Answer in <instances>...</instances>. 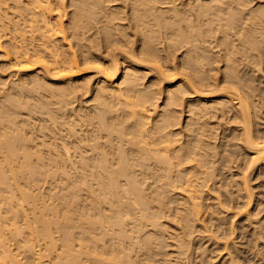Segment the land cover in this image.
<instances>
[{"label": "bare ground", "instance_id": "6f19581e", "mask_svg": "<svg viewBox=\"0 0 264 264\" xmlns=\"http://www.w3.org/2000/svg\"><path fill=\"white\" fill-rule=\"evenodd\" d=\"M0 53V264H264V0H0Z\"/></svg>", "mask_w": 264, "mask_h": 264}, {"label": "rangeland", "instance_id": "374dc122", "mask_svg": "<svg viewBox=\"0 0 264 264\" xmlns=\"http://www.w3.org/2000/svg\"><path fill=\"white\" fill-rule=\"evenodd\" d=\"M4 39H5V38H4ZM4 39H3V40H4ZM0 55L3 56L1 53H0ZM1 56H0V58H1V59H0V63H2V61H3V59H4V57L2 58ZM2 64H3V63H2ZM0 66H1V64H0ZM1 69H3V68H1ZM1 69H0V70H1ZM3 71H4V70H3ZM5 71H6V72H4V75H5V74L8 75L9 72H10L9 70H5ZM1 72H2V71H1ZM2 74H3V73H2ZM7 78H9V77H7ZM43 183H44V182H43ZM46 185H48V183H46V184L44 183L43 185L41 184V186L43 187L42 189H45V188L47 187ZM14 242H16V241H14ZM14 242L12 241V243H14ZM41 243H42V242H41ZM15 244H16V243H15ZM39 244H40V243H38L37 246H38ZM42 244H44V243H42ZM13 246H14V248H15V251H18V250H19V249L16 250V245H13V244H12V247H13ZM37 246H36V247H37ZM42 246H43V245H42ZM39 247H40L39 249H41V245H39ZM37 249H38V247H37ZM19 251H20V250H19ZM21 251H22V250H21ZM21 251H20V252H21ZM21 253H22V252H21ZM19 254H20V253H18V256H19ZM24 254H25V255H24ZM24 254H21L19 257H21V259H23V257L26 256V253H24ZM27 258H28V256H27ZM24 259H26V258H24ZM24 259H23V260H24ZM44 259L48 260L46 256H45ZM23 260H22V261H23ZM28 260H29V259H28ZM28 260H27V261H28ZM24 261H26V260H24ZM29 261H30V260H29Z\"/></svg>", "mask_w": 264, "mask_h": 264}]
</instances>
